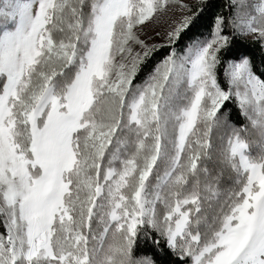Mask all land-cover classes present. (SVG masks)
<instances>
[{"label": "snow or ice", "instance_id": "6c2138e0", "mask_svg": "<svg viewBox=\"0 0 264 264\" xmlns=\"http://www.w3.org/2000/svg\"><path fill=\"white\" fill-rule=\"evenodd\" d=\"M217 8L0 0V264H264V0Z\"/></svg>", "mask_w": 264, "mask_h": 264}, {"label": "trees", "instance_id": "16d2710c", "mask_svg": "<svg viewBox=\"0 0 264 264\" xmlns=\"http://www.w3.org/2000/svg\"><path fill=\"white\" fill-rule=\"evenodd\" d=\"M211 2L216 3L219 8V4H221L223 0H211ZM218 8L216 10H218ZM210 21H211V14L209 13L207 15V22L210 24ZM242 43L245 46V49L248 51L249 55L253 57L254 62L257 66L264 64V48H261V46L257 42L251 39L243 40ZM138 82H142V79ZM228 108L230 109V111L227 114V119L230 124L239 126V125L247 123L244 117L238 114L239 110L237 109L234 103H230L228 105ZM252 139L255 141L258 138L253 134ZM254 148H255V145H254ZM231 182H232L231 177L227 173H225L224 187L227 188L231 184ZM149 247L150 246L144 245L142 243L140 247L137 249V254L143 255L144 253L148 251ZM172 259L174 260L175 258H172Z\"/></svg>", "mask_w": 264, "mask_h": 264}, {"label": "rangeland", "instance_id": "374dc122", "mask_svg": "<svg viewBox=\"0 0 264 264\" xmlns=\"http://www.w3.org/2000/svg\"><path fill=\"white\" fill-rule=\"evenodd\" d=\"M190 2L195 3V0H190ZM176 15L178 16L179 13H176ZM166 30L167 24L165 23L164 19H162L158 23H147L144 26L143 32L140 33V37L141 39L146 40V42L149 44L165 45L166 39L164 33L166 32ZM157 32L160 33L159 36L156 35Z\"/></svg>", "mask_w": 264, "mask_h": 264}]
</instances>
